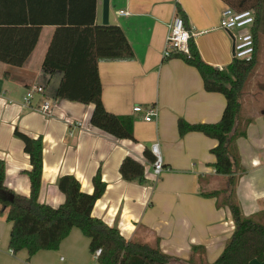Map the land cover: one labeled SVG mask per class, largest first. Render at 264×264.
I'll use <instances>...</instances> for the list:
<instances>
[{
	"label": "crops",
	"instance_id": "crops-1",
	"mask_svg": "<svg viewBox=\"0 0 264 264\" xmlns=\"http://www.w3.org/2000/svg\"><path fill=\"white\" fill-rule=\"evenodd\" d=\"M61 5V0H54ZM179 6L201 59L219 69L233 58L232 33L219 27L222 0H95L94 22L118 25L133 51L125 61H99L101 100L106 110L133 118V139H117L92 126L91 104L55 99L61 73L42 68L54 31L43 25L37 43L20 67L0 62V161L4 185L19 195L30 191L31 168L23 142L14 130L40 137L42 144L38 202L57 207L64 194L57 187L63 175H72L80 190L91 193L92 177L99 171L105 188L92 207V215L115 227L127 240L152 243L159 238L164 253L187 258L192 245H203L208 262L214 261L233 230L227 207L201 195L222 181L214 170L210 149L216 140L197 131L179 135L178 118L188 123L216 122L225 106L221 93L204 90L202 78L177 57H164L169 24ZM82 6L90 9V0ZM61 8V7H59ZM84 15L90 16V12ZM123 11L124 14H120ZM40 85L28 105L23 96ZM50 102L47 112L40 110ZM154 106L156 116L145 121L133 107ZM246 134L236 139L243 168L236 196L244 215L264 209V113L250 117ZM157 144L164 169L156 175L144 155ZM144 164L143 181L122 179L118 168L125 156ZM11 223L0 213V264H98L88 249L89 239L72 227L56 249L13 253L8 248ZM249 264H264L252 259Z\"/></svg>",
	"mask_w": 264,
	"mask_h": 264
},
{
	"label": "trees",
	"instance_id": "trees-1",
	"mask_svg": "<svg viewBox=\"0 0 264 264\" xmlns=\"http://www.w3.org/2000/svg\"><path fill=\"white\" fill-rule=\"evenodd\" d=\"M83 0H0V62L20 67L33 51L41 27L54 25V31L42 60V68L51 74L59 71L61 77L54 92L55 99H64L93 106L89 122L92 126L117 139H133V118L116 115L105 109L101 100L99 61H125L133 58V51L118 25H101L94 22L95 0L90 9L82 6ZM235 11L251 10L254 22L251 34L254 52L250 60L233 57L223 69L204 62L190 36L189 53L172 52L193 66L202 78L204 90L221 93L225 106L220 118L213 123H188L178 118L179 135L197 131L216 140L210 149L215 156L216 176L222 181L213 189H204L207 178H200L201 195L215 198L217 208L227 207L233 230L217 258L208 262L203 245H192L187 258L164 253L159 238L152 243L127 240L118 229L92 215L95 201L102 195L105 183L99 171L92 177L93 190H80L79 181L72 175L57 180L64 201L57 207L38 202L41 176L42 144L40 137H30L17 129L15 136L23 142L31 168L27 171L30 184L28 196L19 195L4 185V163L0 161V213L5 212L11 223L8 248L16 253L26 250L31 256L38 250L56 249L72 227L78 228L89 239L88 249L98 264H249L252 259L264 258V209L244 215L236 196V186L243 173L236 139L246 134L251 118L244 117L241 98L248 80L264 55V0H222ZM61 7V8H59ZM90 12L87 17L84 14ZM176 13L183 15L176 3ZM188 30V29H187ZM263 92L264 83H260ZM264 113V110L263 112ZM144 155L151 163L154 156L148 148ZM122 179L143 181L145 167L131 156H125L118 168Z\"/></svg>",
	"mask_w": 264,
	"mask_h": 264
},
{
	"label": "built area",
	"instance_id": "built-area-1",
	"mask_svg": "<svg viewBox=\"0 0 264 264\" xmlns=\"http://www.w3.org/2000/svg\"><path fill=\"white\" fill-rule=\"evenodd\" d=\"M124 14L123 11H119ZM254 22V14L251 10L235 11L232 8L225 6L220 13L219 27L232 33V51L233 57L240 60H250L254 52L253 37L251 34V27ZM191 36L189 30L184 26L183 20L180 16H176L169 24V31L165 40V49L163 51L164 57H169L172 52L178 51L185 54L189 53L188 40ZM43 92L40 85L29 86L23 96L24 105H28L35 93ZM50 102L43 100L40 105V110L47 112L50 109ZM134 112H142L145 121H151L153 116H156V109L154 106L144 108L141 105L133 107ZM151 153L154 160L151 163L154 174L159 175L163 169V161L160 156L157 144L151 145ZM100 253V249H96L93 256L96 258Z\"/></svg>",
	"mask_w": 264,
	"mask_h": 264
},
{
	"label": "rangeland",
	"instance_id": "rangeland-1",
	"mask_svg": "<svg viewBox=\"0 0 264 264\" xmlns=\"http://www.w3.org/2000/svg\"><path fill=\"white\" fill-rule=\"evenodd\" d=\"M264 44V39H260V45ZM260 83H264V55L259 57V63L256 71L253 72L248 80L246 88L241 98L244 117L255 116L264 110L262 102L263 92L260 88Z\"/></svg>",
	"mask_w": 264,
	"mask_h": 264
}]
</instances>
